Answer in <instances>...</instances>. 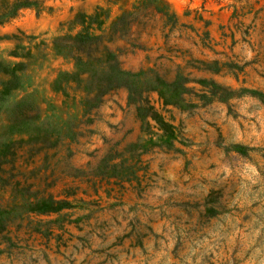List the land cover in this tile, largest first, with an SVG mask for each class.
<instances>
[{"label": "rangeland", "instance_id": "1", "mask_svg": "<svg viewBox=\"0 0 264 264\" xmlns=\"http://www.w3.org/2000/svg\"><path fill=\"white\" fill-rule=\"evenodd\" d=\"M32 1L0 23V83L20 79L0 100V145L17 140L4 168L26 194L70 206L16 219L0 264H264V0H144L107 46L124 70L177 80L179 99L120 87L85 116L81 88H54L75 66L53 43L98 7L108 34L137 0ZM21 99L37 106L33 125L73 137L19 142L5 109ZM19 201L0 190L2 205Z\"/></svg>", "mask_w": 264, "mask_h": 264}, {"label": "trees", "instance_id": "2", "mask_svg": "<svg viewBox=\"0 0 264 264\" xmlns=\"http://www.w3.org/2000/svg\"><path fill=\"white\" fill-rule=\"evenodd\" d=\"M33 4L32 0H0V23L6 22L14 17L18 10ZM141 4L145 5L144 0H137L129 12L121 13L117 16L106 33V15L101 7H98L92 14L77 15L74 23L79 25V30L74 34H67L57 38L53 45L57 54L73 59L75 70L72 73L62 72L55 80V90H63V82L69 80L81 88L85 93L82 101L83 116L90 112L93 107H97L102 98L117 88L125 87L129 91V99L136 101L141 99L143 92L149 89H159L160 95L165 103H172L179 99L180 85L177 80L165 82L160 77L151 78V73L138 71L132 73L122 69L117 58V51H112L107 43L112 40L114 35H125L131 23L130 16ZM159 9V7H156ZM168 20L175 22L172 13H164ZM9 77L1 81L0 100L8 95L11 90L19 86V78L14 70L7 71ZM68 81V82H69ZM7 120L9 122L10 134L26 135L27 139L18 140L19 142L38 144L44 149H54L61 136L63 139H71L73 131L59 129L41 128L39 123L36 125L39 112L37 106L29 99H21L6 107ZM15 141L11 140L0 145V190H7L10 199L15 200L20 196V201L15 204L2 205L0 203V244L9 241L7 236L10 226L16 219H21L24 215H47L58 213L68 208L70 202L66 199H56L51 195L38 197L37 193L26 194L29 186L18 188L19 183H10L15 173H10L4 165H13L16 157ZM14 170V168H10ZM18 209V210H17ZM17 210V211H15ZM24 214V215H23ZM31 225V220H28ZM33 232L42 233L36 222L31 227ZM2 251V250H0Z\"/></svg>", "mask_w": 264, "mask_h": 264}]
</instances>
